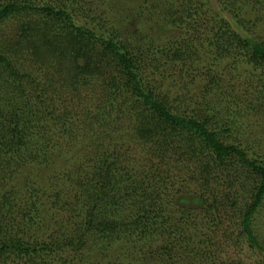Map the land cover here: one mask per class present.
I'll return each mask as SVG.
<instances>
[{
	"label": "trees",
	"instance_id": "trees-1",
	"mask_svg": "<svg viewBox=\"0 0 264 264\" xmlns=\"http://www.w3.org/2000/svg\"><path fill=\"white\" fill-rule=\"evenodd\" d=\"M215 1L0 0V264H264V158L224 140L256 108L211 64L264 81V0Z\"/></svg>",
	"mask_w": 264,
	"mask_h": 264
},
{
	"label": "rangeland",
	"instance_id": "rangeland-1",
	"mask_svg": "<svg viewBox=\"0 0 264 264\" xmlns=\"http://www.w3.org/2000/svg\"><path fill=\"white\" fill-rule=\"evenodd\" d=\"M50 1V0H46ZM117 4H109V7L115 6V8L119 9L120 6L125 9L128 8L129 10H125L124 13L126 16H128L129 12L136 13L138 12L139 8L141 6L146 7L147 5L150 7L151 3H156L157 0H116ZM171 3L174 2L176 7H178L181 3L180 0H168ZM152 3V4H153ZM216 4V1L214 2ZM120 5V6H119ZM147 6V7H148ZM121 8V9H122ZM105 10V8H104ZM108 12V11H107ZM128 13V14H127ZM132 19V18H131ZM133 20V19H132ZM199 20V19H198ZM201 23H203L202 18H200ZM129 26L130 23H127ZM201 33H207L206 29H201ZM253 35L255 37L261 38L260 40L264 42V28L259 29V31L254 32ZM232 62V61H231ZM229 61H224L222 63H218L216 61H212L211 64L214 69L217 70L219 67L220 76H222V79H226L227 84L225 86L226 90L230 92V90L235 91V95L240 98L241 100L238 101L240 104L239 106L243 107V104H246L249 106L250 104L252 106H255L256 111L253 110L251 114L246 113L241 117L239 120H236V124L233 126V132L231 134L225 135L224 140L227 143H243L246 146H249L251 150H254L253 153L257 155H261L262 158H264V101L261 103H258L255 99L257 97L261 98L264 97V81L260 80L258 81L255 76L252 75L250 68H248L246 65H233ZM153 78V76H152ZM177 81L172 80L171 82H177L176 86H173V90L171 93L172 97H176L177 93H181V95H185L187 98H195L200 99L203 97L201 94V87L200 85H197L198 82L195 79V73L191 75L189 78L186 77L184 81L179 80L177 77L174 78ZM200 80V79H199ZM250 90L251 94L256 91L255 94L250 96H246V93L244 90L247 89ZM258 91V92H257ZM216 98V96H214ZM200 100H197V102ZM208 103L207 101H201V104ZM245 106V105H244ZM258 108V109H257ZM86 141H84L83 144H85ZM81 148V147H79ZM74 156V160L77 162L80 158V156L71 155L70 157ZM260 156V157H261ZM81 157H83V154H81ZM73 159V158H72ZM71 161L68 156H65L64 158L59 159L56 157L54 162L49 167H38V166H32L30 168H27L24 170V172L19 176L18 179H15L11 185H9V188L11 187H19L23 190H25V185L28 184V179L33 180L37 186H40V188H43L46 190V188H50L53 185V179L56 177H60L61 173L70 169V166L68 165V162ZM68 165V166H67ZM27 196V195H26ZM20 198L22 200H25V196L21 195ZM254 227L256 231L258 232V235L261 239L264 237V205L259 210L258 214L255 217ZM244 253L246 254V257H253L256 259V255L253 251H251L249 243L244 242ZM252 264V262H250ZM254 263V262H253Z\"/></svg>",
	"mask_w": 264,
	"mask_h": 264
}]
</instances>
